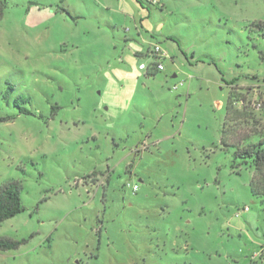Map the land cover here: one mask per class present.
Wrapping results in <instances>:
<instances>
[{
  "label": "rangeland",
  "instance_id": "obj_1",
  "mask_svg": "<svg viewBox=\"0 0 264 264\" xmlns=\"http://www.w3.org/2000/svg\"><path fill=\"white\" fill-rule=\"evenodd\" d=\"M0 2V264H264V0Z\"/></svg>",
  "mask_w": 264,
  "mask_h": 264
},
{
  "label": "trees",
  "instance_id": "obj_2",
  "mask_svg": "<svg viewBox=\"0 0 264 264\" xmlns=\"http://www.w3.org/2000/svg\"><path fill=\"white\" fill-rule=\"evenodd\" d=\"M136 1L141 2V0ZM3 12L4 3L0 2V20L3 17ZM253 25L260 30H264V21ZM20 113H23V111H20ZM24 113L27 114V112ZM10 119L9 117H2L0 122H6ZM234 146L235 164L233 167L236 169L247 167L253 170L250 182L251 194L264 203V135L258 137L256 141H249V138L246 137ZM22 189V185L14 180H8L0 185V224L23 211L20 199ZM26 242L25 239L12 240L8 237H0V252L16 250ZM262 257L264 259V254Z\"/></svg>",
  "mask_w": 264,
  "mask_h": 264
},
{
  "label": "built area",
  "instance_id": "obj_3",
  "mask_svg": "<svg viewBox=\"0 0 264 264\" xmlns=\"http://www.w3.org/2000/svg\"><path fill=\"white\" fill-rule=\"evenodd\" d=\"M142 1H145V2L152 4V5H157L156 0H142ZM149 56L153 59V64H152L153 70H155L156 72L162 71L163 66L161 64V61L168 57L167 54L165 52H163L159 46L156 45L153 48V51L150 52ZM139 70H142V71L147 70V67L144 64H140ZM136 190H137V186L134 185L132 187V191L135 192ZM244 210L247 211V208H245Z\"/></svg>",
  "mask_w": 264,
  "mask_h": 264
},
{
  "label": "crops",
  "instance_id": "obj_4",
  "mask_svg": "<svg viewBox=\"0 0 264 264\" xmlns=\"http://www.w3.org/2000/svg\"><path fill=\"white\" fill-rule=\"evenodd\" d=\"M146 75L149 76V72H147Z\"/></svg>",
  "mask_w": 264,
  "mask_h": 264
}]
</instances>
